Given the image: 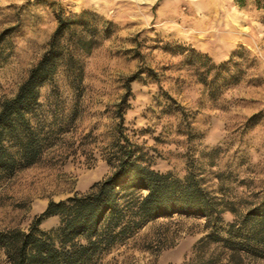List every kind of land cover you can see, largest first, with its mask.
<instances>
[{
  "label": "rangeland",
  "instance_id": "1",
  "mask_svg": "<svg viewBox=\"0 0 264 264\" xmlns=\"http://www.w3.org/2000/svg\"><path fill=\"white\" fill-rule=\"evenodd\" d=\"M84 10L96 15L87 21L97 26V43L82 55L80 85L61 65L40 87L37 115L57 132L56 141L41 162L0 180V228L26 229L50 199L86 191L109 174L102 151L120 122L155 169L182 176L191 163L225 208L243 212L258 202L264 0H0V104L46 49L58 15ZM127 86L121 121L117 104ZM223 218L235 215L225 209ZM210 231L202 215L162 216L98 264H183L209 256L233 264L221 243L200 242ZM241 257L264 264V257ZM0 264H8L2 250Z\"/></svg>",
  "mask_w": 264,
  "mask_h": 264
},
{
  "label": "trees",
  "instance_id": "2",
  "mask_svg": "<svg viewBox=\"0 0 264 264\" xmlns=\"http://www.w3.org/2000/svg\"><path fill=\"white\" fill-rule=\"evenodd\" d=\"M236 1L242 5L245 2ZM95 17L87 10L77 17L58 15L46 49L29 68L15 94L2 100L0 180L41 162L55 143L57 132L46 128L37 115L40 87L52 81L61 65L80 85L82 55L97 43V26L87 21ZM77 26L81 28L76 30ZM129 94L127 86L117 104L121 121L129 108ZM102 156L112 170L88 190L50 199L26 229L0 228V250L8 264H98L106 253L124 244L149 221L175 213L204 216L211 231L200 242L221 243L230 251L233 264H248L242 262L241 253L264 257V195L243 212L233 205L225 208L222 198L205 185L201 172L190 162L182 176L155 169L141 147L124 133L121 122L116 137L105 144ZM217 177L221 178V174ZM225 209L234 213L233 220L224 221ZM51 217L56 221L43 226ZM218 261V256H209L183 264Z\"/></svg>",
  "mask_w": 264,
  "mask_h": 264
},
{
  "label": "crops",
  "instance_id": "3",
  "mask_svg": "<svg viewBox=\"0 0 264 264\" xmlns=\"http://www.w3.org/2000/svg\"><path fill=\"white\" fill-rule=\"evenodd\" d=\"M50 219H52V220L54 219V220L56 221V218H55V217H51ZM54 220H53V221H54ZM51 224H52V223H51ZM49 225H50V224H49Z\"/></svg>",
  "mask_w": 264,
  "mask_h": 264
}]
</instances>
